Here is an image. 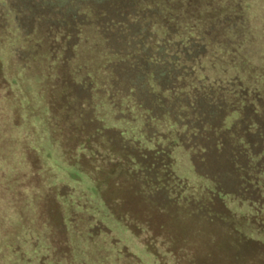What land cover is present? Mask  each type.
<instances>
[{
  "label": "trees",
  "instance_id": "obj_1",
  "mask_svg": "<svg viewBox=\"0 0 264 264\" xmlns=\"http://www.w3.org/2000/svg\"><path fill=\"white\" fill-rule=\"evenodd\" d=\"M35 3L27 12L40 14L41 25L55 27L63 45L60 72L73 56L82 28L92 26L103 40L109 62L100 88L91 92L88 77L73 83L70 103L82 105L84 113L75 110L79 113L66 119L71 126L75 120L87 124L76 138L83 149L97 154L105 149L110 158L114 153L112 166L116 157L123 163L124 178L145 204L136 209L119 204L121 215L134 221L133 230L144 235V228L147 242L161 240L176 253L188 215L196 219L184 247L194 251L202 247L208 226L220 232L228 228L225 219L230 211L221 195L264 207V27L260 33L252 29L247 0ZM42 28L44 37H50L47 27ZM104 93L117 110L123 102L124 111L130 102L136 106L149 139H175L143 149L137 141H123L120 132L104 129L94 114L95 101ZM164 121L171 128L168 132L157 128ZM175 143L191 151L196 172L213 182L208 201L183 199L184 206L180 205L185 184L172 169ZM143 208L154 212L147 214L150 219L142 218ZM239 243L251 250V263L264 264V246L247 239Z\"/></svg>",
  "mask_w": 264,
  "mask_h": 264
},
{
  "label": "rangeland",
  "instance_id": "obj_2",
  "mask_svg": "<svg viewBox=\"0 0 264 264\" xmlns=\"http://www.w3.org/2000/svg\"><path fill=\"white\" fill-rule=\"evenodd\" d=\"M247 1L251 27L260 33L264 0ZM34 3L0 0V264H254L251 250L239 242L264 246V207L231 194L221 195L230 211L226 232L208 226L202 247L194 251L184 245L196 218L183 217L185 237H179L176 253L161 240L147 242L144 228L140 235L130 227L134 221L121 215L120 202L130 209L145 204L124 178L123 163L116 157L112 166L114 153L110 158L105 149L99 154L83 149L76 138L87 124L75 120L71 126L66 119L83 110L71 104L73 83L88 77L91 92L100 88L109 62L103 40L92 26L82 28L60 72L63 45L55 27L41 25L40 14L27 12ZM42 26L50 37H44ZM124 104L115 109L106 93L95 101L94 114L104 129L143 149L175 139H149L140 111L132 102L124 111ZM164 123L157 124L160 132L171 129ZM170 155L174 173L185 184L180 205L183 199L208 201L213 182L196 172L191 151L175 143ZM143 211V219L154 213Z\"/></svg>",
  "mask_w": 264,
  "mask_h": 264
}]
</instances>
